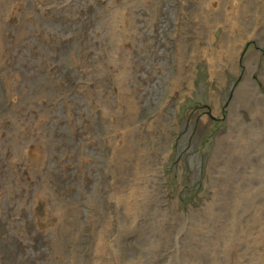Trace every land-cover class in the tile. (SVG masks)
Returning a JSON list of instances; mask_svg holds the SVG:
<instances>
[{
  "label": "rangeland",
  "instance_id": "obj_1",
  "mask_svg": "<svg viewBox=\"0 0 264 264\" xmlns=\"http://www.w3.org/2000/svg\"><path fill=\"white\" fill-rule=\"evenodd\" d=\"M0 264H264V0H0Z\"/></svg>",
  "mask_w": 264,
  "mask_h": 264
}]
</instances>
